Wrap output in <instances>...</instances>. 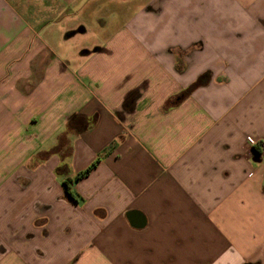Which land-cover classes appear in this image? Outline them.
Wrapping results in <instances>:
<instances>
[{
  "label": "crops",
  "instance_id": "obj_1",
  "mask_svg": "<svg viewBox=\"0 0 264 264\" xmlns=\"http://www.w3.org/2000/svg\"><path fill=\"white\" fill-rule=\"evenodd\" d=\"M79 1L0 0V264H264V0Z\"/></svg>",
  "mask_w": 264,
  "mask_h": 264
},
{
  "label": "rangeland",
  "instance_id": "obj_2",
  "mask_svg": "<svg viewBox=\"0 0 264 264\" xmlns=\"http://www.w3.org/2000/svg\"><path fill=\"white\" fill-rule=\"evenodd\" d=\"M159 0H80L78 20L80 24L76 27L78 32L74 39L82 41L92 50L108 46L112 40L124 32H135L129 22L143 16L146 8H150L153 2ZM163 3V0H161ZM69 31L75 33L76 31ZM194 39H204L209 43V32L200 24H194L191 30ZM91 50H86V52Z\"/></svg>",
  "mask_w": 264,
  "mask_h": 264
},
{
  "label": "trees",
  "instance_id": "obj_3",
  "mask_svg": "<svg viewBox=\"0 0 264 264\" xmlns=\"http://www.w3.org/2000/svg\"><path fill=\"white\" fill-rule=\"evenodd\" d=\"M199 85V83H197V84H195L194 86H193V89L194 88H196L197 86ZM190 91V90H189ZM79 119L77 118V117H72L71 119H70V125L73 127V123H75V121H78ZM81 120V119H80ZM63 142H65V140L63 141V140H61V142L60 143H62V145L64 144V145H67V144H65V143H63ZM95 168V164L94 165H92L91 167H89L85 172H83V173H81V174H79L78 175V177H77V179H81V178H84V177H86L93 169ZM65 189H66V194L70 197V198H72L73 199V196H72V194H71V192H70V188L68 187V184H67V182L65 183Z\"/></svg>",
  "mask_w": 264,
  "mask_h": 264
},
{
  "label": "built area",
  "instance_id": "obj_4",
  "mask_svg": "<svg viewBox=\"0 0 264 264\" xmlns=\"http://www.w3.org/2000/svg\"><path fill=\"white\" fill-rule=\"evenodd\" d=\"M250 143L254 146L260 147V150L264 153V143H262V141L250 140Z\"/></svg>",
  "mask_w": 264,
  "mask_h": 264
}]
</instances>
